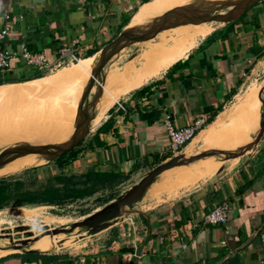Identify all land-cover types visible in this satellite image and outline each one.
Segmentation results:
<instances>
[{
  "label": "crops",
  "instance_id": "1",
  "mask_svg": "<svg viewBox=\"0 0 264 264\" xmlns=\"http://www.w3.org/2000/svg\"><path fill=\"white\" fill-rule=\"evenodd\" d=\"M152 1L0 0V28L6 22L4 15L8 16L10 27L3 45L13 49L23 41L30 51L42 52L49 61L55 59L58 49L67 47L91 68L92 57L126 27L135 10L134 16ZM196 40L189 49L168 47L159 51L174 58L172 63L161 66L156 79L151 77L153 70L161 67L150 70V66L134 88L140 81L149 83L123 99L120 109L114 102L104 115L99 114L101 118L90 124V131L72 153L37 169V175H42L39 178L51 179L63 172L90 186L93 177H86L103 174L116 177L95 187H113L142 165L154 167L167 156L169 140L161 123L165 114L174 128L190 126L200 115L207 121L217 117L216 125L223 126L227 121L223 107L234 98L238 100L232 110L235 111L250 90H246L249 76L264 62V0L247 9L238 20L222 24ZM58 74L49 81L48 76L36 78L40 75L14 60L7 70L0 71V88L31 84L35 87L40 82H53ZM244 90L247 92L242 96ZM247 119L241 123L231 149L244 147H238V139L246 145L252 141H246ZM210 133L206 128L199 133L201 151L215 148L217 139ZM255 148L228 176L198 183L201 185L196 189L197 184L189 190L149 197L160 201L162 197L176 199L120 218L77 253L56 252L62 246L54 248L49 241L40 240L26 248L35 251L44 246L45 251L0 255V264H74L78 254H83L88 264H264V131ZM153 186L145 193L150 194ZM0 187L10 197L8 186L1 183ZM221 202L229 205L226 224H205L202 216ZM26 205L57 206H21Z\"/></svg>",
  "mask_w": 264,
  "mask_h": 264
},
{
  "label": "rangeland",
  "instance_id": "2",
  "mask_svg": "<svg viewBox=\"0 0 264 264\" xmlns=\"http://www.w3.org/2000/svg\"><path fill=\"white\" fill-rule=\"evenodd\" d=\"M179 6H180V0H165L159 12H157L153 17H150L148 21L155 17L160 16L166 11L177 8ZM211 25L214 26L215 24H210V26ZM203 34H204L203 32H192L183 35L170 36L168 37V39L169 38L171 39L170 41L156 43L155 45L149 48L146 47L132 68V74L127 83L128 87L126 89L124 88L123 90L124 94L121 95L117 99V101L121 104L123 99L128 97V95H130L133 91H136L135 89H137V87L143 85L144 83L145 84L149 83V82L146 83V81H140L139 85L136 88H134L135 82L142 77L141 74H143L147 70L149 71L148 68L150 66H152L150 70L153 67H156L154 64V60L151 61L152 56L156 52L165 51L164 49L168 47H172L174 50L189 49L190 47H193L194 43L192 42H194L195 39L198 40L200 39L201 36L202 37L207 36ZM139 46H140L139 43L133 44L120 51L116 56L112 57L107 64L110 66L109 68L110 74H113L114 71L117 69V67L121 68L125 64V62L133 58V56H135L138 53ZM59 69L61 68H58L57 70ZM57 70L53 71L50 74L41 75L43 77L48 76L46 80L49 81L51 76H54L55 73H59L58 75H56V78H54L55 80H53V82H55L53 88H50L47 91L43 92L42 95H36V97H30V98H23L20 99L21 101L19 99L9 98L6 101V106L2 105L0 100V136H5L9 134L13 136L19 132L20 136L19 135L18 136L20 137V139H18V141L19 140L20 141L18 143L32 144L33 141L36 139L37 135L40 133V130L42 128H45L46 132H45L44 140L46 142V145H53L54 143H56L58 137L63 133L64 128L68 123L67 118H69L75 112L74 109L79 99L78 94L81 93V90L86 82L84 75L85 73L80 71V68L76 66L69 67V69L67 70L63 69L56 72ZM160 70H162V67L153 70V75L151 77L153 78L156 77L157 74L160 73ZM249 78L251 79L246 83L247 84L246 90L247 89L250 90L248 92L245 90L242 92V96L245 95V92H247V94L243 102L238 107H236L235 111L233 112L232 110L234 106L238 104V100L234 101V98H232L230 102L223 107L222 110L226 109L224 114L225 117L227 118L226 119L227 121L226 122H224V120L218 121L219 122L218 124L224 122L223 126L222 125L217 126L215 122L216 121L215 118L214 123L211 124V126L214 127L216 130H214L212 127L206 128L209 129V131L211 132L210 133L211 136L217 139L216 146L213 150L223 152L226 149V147L228 146L227 143L228 137L231 134L232 129L236 124L237 117L240 114L242 115L244 114L242 112L244 108V104L247 102L258 103L259 100L256 99L254 89L256 88L255 86L258 85V81L264 79V62L260 65L258 71L252 76H249ZM41 84L42 82L39 83V85ZM32 85L33 84L29 86L25 85V86H17V87L12 86L8 88H0V95H3L8 92L26 90L29 87H32ZM109 87L110 84L108 85V88ZM92 93H90V96L92 95ZM66 95L69 96L75 95V97L69 100H62V98H64ZM102 95L105 94L103 93ZM108 105L109 104H106L100 107L99 109H95V116L92 119V121L101 118L98 115L101 113L104 114ZM56 115L59 116L57 117ZM61 121L66 122L65 127L59 128L58 130H53L52 127H54L58 123H59L58 125H60V123H62ZM207 124L208 123H206L205 125ZM203 127H201V129ZM199 136L200 135H198L196 138L197 141L188 145L178 154H183L184 155L183 157L187 158L193 155H198L199 153H202L204 151H208L209 149H205L204 151H201L200 148L201 140H199L200 139ZM257 143H259V141ZM238 144H239L238 147L242 145L244 147L247 146L245 143L241 142L240 139H238ZM261 145L262 142H260L259 147ZM255 146H253L248 152L245 151L242 155L234 157L224 163H221L211 168H207V169L199 168L198 170L192 168L191 169L181 168L175 170L177 172L176 176L169 179H165L159 183L153 184L154 186L152 185L153 187L150 189L151 191L149 190L150 194L145 193L142 199H140L133 206L132 209L125 212L122 217H129L131 214L137 213L138 211H147L151 208L175 200L176 198L165 199V197H162L160 201V200H154L149 197L155 196L157 194H161L160 192L173 193V192H178L180 188L187 189L195 183L193 179L197 175L199 176L202 173L206 174L202 182L208 180H217L219 177H223L224 175L228 176L229 173L234 171L239 165L242 164L243 160L246 157H248V155L253 154L252 152L254 151V149H257L255 148ZM173 156L175 155H171L168 153L164 160H167L169 157H173ZM218 157L219 155L207 156L194 160L192 162L201 163V161L204 162L205 160L207 161L215 160ZM220 157L224 158L223 156ZM49 164L50 163L43 161L39 165L23 169L12 175L0 177V184L4 183L5 185L8 186V189L10 190V198H11L9 203L2 206V208L0 207V247L3 248L10 247V245L15 244L17 241L27 240L28 241L27 244L23 248H21L22 250H27L26 248L27 245L39 242L40 240H44V241H49L50 244L54 246V248L55 245H58L59 248L62 246V248L60 250H56V252L65 251V252L77 253L83 250L84 247L90 246L89 243L91 244L93 243L92 240H94L97 237L98 233L93 236H85L84 234L83 235L81 234L80 230L75 229L74 234H81V235L79 236L66 235L62 237H54V236L42 237V236L34 235L35 231H38L43 228L52 229V228L66 227L71 223L80 221L86 215L92 213L94 210L99 209L101 206H103V204L106 203V201H108L110 197L114 199L116 196L125 192L133 184L137 183L138 180L141 177H143L151 168H153L151 167V165H142L140 170L133 172L130 176L126 177V179H124L120 184L114 185L113 187L95 188L91 195L77 200L76 199L66 200L60 206H54L52 208L45 207L43 205H39L38 207L34 205L19 206L20 205L19 200L23 194L37 193L43 187H45V184L47 183L46 182L47 179L39 178V176L42 175H37V169H40L41 167L46 168L47 165ZM186 165L189 164L175 166V167H181ZM220 169L222 170L219 173H217V171ZM59 175H63V172H59ZM75 179L76 178H74V180ZM51 182L50 184L48 183V185H52ZM85 184H87V182ZM75 185H76L75 187L83 186L82 184L81 185L75 184ZM200 185L201 184H197V186L194 189L198 188ZM85 186L88 187L87 185ZM119 219H117L116 221H118ZM20 226L23 227L21 231L19 232L13 231L15 227H20ZM53 246H50L51 249H53ZM12 253H19V251H15L11 253L7 251L4 253H0V255H7Z\"/></svg>",
  "mask_w": 264,
  "mask_h": 264
},
{
  "label": "water",
  "instance_id": "3",
  "mask_svg": "<svg viewBox=\"0 0 264 264\" xmlns=\"http://www.w3.org/2000/svg\"><path fill=\"white\" fill-rule=\"evenodd\" d=\"M263 0H234L206 2L193 0L189 3L164 12L141 26L124 27L110 42L104 45L93 60L89 77L81 90L80 97L75 109L72 135L62 143L55 145L36 146L29 143H17L0 149V168L23 155H34L37 161L53 162L62 154L74 149L86 137L90 131V122L95 116V106L102 94L105 70L108 62L123 49L137 43L147 41L157 33L186 24H198L200 22H217L227 24L238 20L251 6ZM134 57V56H133ZM264 82V79H263ZM93 93L90 96L91 89ZM260 101V113L258 130L252 141L247 146L230 151L222 152L208 150L198 155L184 158L178 154L155 165L137 183L133 184L122 194L116 196L99 209L83 217L80 221L69 224L66 227L52 228L48 234H68L75 229L83 232L85 236H93L109 227L114 221L121 218L125 212L142 199L147 188L156 177L163 171L175 166L185 165L194 160L207 156L222 155L224 159L234 158L242 155L257 144L264 131V87L258 93ZM32 167V166H31ZM29 168V167H27ZM26 169V168H24ZM23 170V169H22ZM222 169L218 170L219 173ZM21 171V170H20ZM12 175V174H11ZM23 227H15L14 232H19ZM38 233V232H37ZM27 240L17 241L13 249L20 253H38L32 250H22Z\"/></svg>",
  "mask_w": 264,
  "mask_h": 264
},
{
  "label": "bare ground",
  "instance_id": "4",
  "mask_svg": "<svg viewBox=\"0 0 264 264\" xmlns=\"http://www.w3.org/2000/svg\"><path fill=\"white\" fill-rule=\"evenodd\" d=\"M164 1L165 0H153L152 2L144 5V7L135 16H134V14L136 12L131 16V18L133 16L134 17L132 18V20L130 18V20L127 23L126 26H128L129 23H130L129 27L141 26L143 23L147 22L150 17H153L157 12H159L161 7L163 6V2ZM190 1H193V0H180V6L185 5V4L189 3ZM199 1L219 2V1H234V0H199ZM210 24H215V25L214 26H212V25L210 26ZM220 25H222V24L221 23H217V22H213V21L200 22L198 24L180 25V26H176V27H173V28H169V29L163 30V31L157 33L155 36H153L150 39H148L147 41L139 43L140 46H139V49H138V53L133 58H131L127 62H125V64L121 68L117 67V69L114 71L113 74H110V71H109L110 66L109 65L107 66V68L105 70L104 82L102 84V94L104 93L105 95L101 94V96H100V98H99V100H98V102H97V104L95 106V109H99L100 107H102V106H104L106 104H109L107 109L105 110V112H106L109 109V107L114 102H116V100L121 95H123V90L126 87L128 81H129V79L131 77L132 68H133L134 64L137 62V60L139 59L140 55L142 54V52L144 51V49L146 47L149 48V47L155 45L156 43L170 41L171 39L170 38L168 39V37L175 36V35H183V34L192 33V32H203V33H207L206 35H209L210 33H212ZM164 53L165 52H156L155 55L153 56L154 64L158 68L163 66V65L170 64L174 60V58H167L166 56H163ZM96 55H97V53L92 57L91 63H93V60L96 57ZM83 64H84L83 60H78L76 63H72L71 65H69L67 67H64V68H61V69L57 70L56 72H58L60 70H63V69H67L69 67H75L76 66V67L80 68L86 74L85 79L87 81L91 68L88 65H85V64L83 65ZM155 68L156 67H153V69H155ZM109 84H110V87L108 88ZM53 86H54V82H49V83H44L42 85H38V86H35V87H29L26 90H19V91L5 93L3 95H0L1 104L6 106V101L9 98L10 99H19L20 100V99H23V98L33 97L37 92H40V91L45 92L46 90H48L50 88H53ZM256 86H258V88L254 89V93L256 95V99L259 100L258 99V93H259L260 89L262 87H264L263 80L258 81V85H256ZM92 92H93V88L91 89L90 93H92ZM74 97H75V95H73V96L66 95L64 98H62V100H69V99H72ZM78 97H80V93L78 94ZM260 107H261L260 101H258V103L247 102V103L244 104V108H243V111H242L244 114L238 118L234 128L232 129V132H231V134L229 136V139H228V148H227L228 150L223 151V152H230V151L236 150V149H231V148L233 146L234 139L237 137V133H238V130H239V127H240L241 123L243 121H245V119L247 117H248L247 123H248L249 136L246 137V141H248L250 138H253V136L257 133V130H258V121H259ZM75 109H76V107H75ZM75 109H74V111H75ZM105 112H104V114H105ZM74 117H75V112L69 118H67L68 119L67 125H66V122H62L61 121L62 123H60V125H58L59 124L58 123L54 127H52L53 130H58L59 128H63L66 125V127L64 128L63 133L58 137L56 143H54L53 145L62 143L63 141H66L72 135V133H73L72 125H73ZM214 120H212L210 123L205 125L202 129H200L194 135V137L182 148V150L185 149L188 145H190L193 142H195V138L199 135V133L203 129H205L207 127H212L211 124L214 123ZM216 120H217V117H216ZM92 122H94V121H92ZM92 122H90V124ZM41 128H42V126H41ZM49 131H50V129H49ZM45 132H46L45 128H42L40 130V133L37 135L36 139L33 141L32 145H36V146L46 145V142L44 140ZM19 134L20 133L18 132L16 135H13V136H11L10 134L9 135H5V136H0V138H2V139H0V149H3V148H5V147H7L9 145H14V144L18 143L20 141V140L18 141V139H20V137H19L20 135ZM248 151L249 150H247V152ZM181 155H183V154H181ZM220 156H222V155H219V157L217 159L213 160V161L205 160L204 162L201 161V163L200 162H190V163H188L189 165H186V166L170 168V169H168L166 171L161 172L156 177V179L153 181V183L150 186H152L155 183L161 182V181H163L165 179H169V178H172V177L176 176L177 172L175 170H177V169H181V168H189V169L193 168L194 169V168H200V167H209V166H213V165H216V164L224 163V162L232 159V158L224 159V158H222ZM41 162H43V161L42 160L37 161V158L34 155H23V156H20L18 158H15L14 160L10 161L6 165H4L2 168H0V177L17 173L20 170H22L24 168H27V167L39 165V164H41ZM202 164H204V165H202ZM205 176H206V174H203V173L200 174L199 176H197L194 179L195 183L191 187H189L187 189L186 188L185 189H183V188L181 189L180 188L178 192H181V191H184V190H189L194 185H196L198 183H201L202 180H204ZM149 187L147 188V190L149 189ZM160 193L164 194L162 192H160ZM173 193H176V192H173ZM157 195H160V194H157ZM50 230L51 229H49V228H43V229H40L38 231H35L34 235L42 236V237H45V236L62 237V236H66V235L79 236L81 234L83 235L82 231H81V234H74L75 230H73L72 232H70L68 234L58 233V234H55V235H50V234H48ZM13 245H10V247H5V248L0 247V253H4V252H7V251H9L11 253V252L17 251V250H14L12 248ZM35 250L45 251L44 246H41L40 248H36Z\"/></svg>",
  "mask_w": 264,
  "mask_h": 264
},
{
  "label": "built area",
  "instance_id": "5",
  "mask_svg": "<svg viewBox=\"0 0 264 264\" xmlns=\"http://www.w3.org/2000/svg\"><path fill=\"white\" fill-rule=\"evenodd\" d=\"M5 24L0 28V71L7 70L12 61L18 60L25 67L31 68L37 75L50 74L58 68L67 67L76 63L79 58L67 47L58 49L55 59L49 61L42 52H32L28 49L27 44L23 41L18 42L13 49H8L3 45L4 38L9 34L10 27L7 24L8 16L4 15ZM118 109L121 104L116 101ZM162 126L167 134L168 153L176 155L181 152L182 148L194 137V135L207 123V119L202 115L197 116L190 126L174 128L170 118L165 114L161 119ZM229 205L221 202L212 210L202 216V221L210 226H223L227 221ZM264 244V239H261ZM50 264H61L58 262ZM74 264H88L83 254L75 257Z\"/></svg>",
  "mask_w": 264,
  "mask_h": 264
},
{
  "label": "trees",
  "instance_id": "6",
  "mask_svg": "<svg viewBox=\"0 0 264 264\" xmlns=\"http://www.w3.org/2000/svg\"><path fill=\"white\" fill-rule=\"evenodd\" d=\"M148 1L149 0H140L141 3H146ZM135 11L133 12V14L135 13ZM38 77H41V75L36 76V78ZM211 121L212 119L208 120L207 123H210ZM72 152H73V149L65 154H62L54 161H59L66 154H70ZM165 158L166 157H163V159L161 160H164ZM63 163L64 161L60 162L59 164L63 165ZM158 163L159 162H157L156 164ZM91 177H93V180H91L92 184L88 187L85 186L86 181H82L81 178H76L74 180L75 177H66L64 175H58V176L52 177L51 179H47L46 180L47 183L45 184V187H43L37 193L23 194V197L19 200L20 201L19 206L23 204H30V203H42V204H51V205L55 204L57 206H60L66 200H75V199L77 200V199H81V198L91 195L93 190L96 188L95 185L101 186L103 185V183H105L106 179H109V178L114 179L116 176L107 177L106 175L102 174V175L88 176L86 178L90 180ZM50 182L52 185H48V183L50 184ZM75 184H79V185L82 184L83 186L75 187L76 186ZM3 190H4V187H0V207L6 204V201L8 198L10 199L9 196L7 197L6 195H4ZM37 198H41V199L36 200ZM110 199H112V197H110Z\"/></svg>",
  "mask_w": 264,
  "mask_h": 264
}]
</instances>
